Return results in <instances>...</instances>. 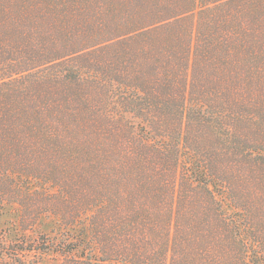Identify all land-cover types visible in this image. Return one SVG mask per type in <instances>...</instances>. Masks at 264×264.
<instances>
[{"label": "trees", "instance_id": "obj_1", "mask_svg": "<svg viewBox=\"0 0 264 264\" xmlns=\"http://www.w3.org/2000/svg\"><path fill=\"white\" fill-rule=\"evenodd\" d=\"M6 205L0 264H264V0H0Z\"/></svg>", "mask_w": 264, "mask_h": 264}, {"label": "rangeland", "instance_id": "obj_2", "mask_svg": "<svg viewBox=\"0 0 264 264\" xmlns=\"http://www.w3.org/2000/svg\"><path fill=\"white\" fill-rule=\"evenodd\" d=\"M19 211L17 209V207L15 205H6L3 206L2 209H0V230L3 229L5 231H7V236L6 237L8 240L12 239L13 237H15L18 233L17 229L15 230L14 228V224L17 221V217H18ZM51 226H53V223L51 221V219H43L41 227L43 229H48ZM37 261V259L31 258L29 257V259L27 261H25V264H32L33 262ZM20 264H24L23 261L18 262ZM41 264H51V262H49L48 260H45L43 263Z\"/></svg>", "mask_w": 264, "mask_h": 264}]
</instances>
